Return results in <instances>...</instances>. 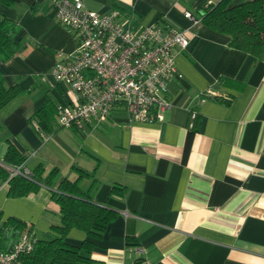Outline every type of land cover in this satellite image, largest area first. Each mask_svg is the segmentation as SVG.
<instances>
[{"label": "crops", "instance_id": "obj_1", "mask_svg": "<svg viewBox=\"0 0 264 264\" xmlns=\"http://www.w3.org/2000/svg\"><path fill=\"white\" fill-rule=\"evenodd\" d=\"M218 1L83 0L100 13L119 9L134 26L187 29L190 41L175 55L172 107L162 121L128 122L118 108L106 121L77 129L62 127L55 113L50 133L33 115L48 101L56 107L68 100L49 72L77 39L57 21L54 0L0 4V13L19 25L22 44L0 62L5 85L20 89L0 111V165L11 142L31 170L37 164L46 173L57 168L58 180H75L77 168L90 173L82 187L93 182L92 199L118 212L93 239L97 264H264V55L233 48L228 34L184 16V10L200 16L201 8ZM206 91L217 97L201 100ZM192 109L200 123L184 161ZM115 184L125 187L124 196L111 194ZM8 188L0 179V222L15 217L38 239L55 237L52 226L60 225L61 213L52 188L20 197L9 196ZM86 238L78 228L66 235L73 244Z\"/></svg>", "mask_w": 264, "mask_h": 264}, {"label": "built area", "instance_id": "obj_2", "mask_svg": "<svg viewBox=\"0 0 264 264\" xmlns=\"http://www.w3.org/2000/svg\"><path fill=\"white\" fill-rule=\"evenodd\" d=\"M54 6L57 21L77 39L74 51L59 53L49 72L69 96L56 105L58 123L82 129L106 121L118 108L125 110L128 122L162 121L172 107L168 90L178 76L175 55L187 49L188 30L167 23L134 26L119 9L100 13L83 0H54ZM184 16L192 24L201 20L189 10ZM1 165L8 171L4 183L14 176L33 180L25 161ZM3 225L0 222V234ZM37 240L26 224L9 249L0 248V264H19L20 256L32 251Z\"/></svg>", "mask_w": 264, "mask_h": 264}, {"label": "trees", "instance_id": "obj_3", "mask_svg": "<svg viewBox=\"0 0 264 264\" xmlns=\"http://www.w3.org/2000/svg\"><path fill=\"white\" fill-rule=\"evenodd\" d=\"M10 5L13 0H0V4ZM201 23L208 28L228 34L229 46L253 54L260 59L264 55V0H219L216 3H208L199 10ZM20 27L12 19L0 13V62L17 53L22 44L16 39ZM224 81V79H220ZM20 89L15 86H6L0 71V111L16 98ZM217 97L208 91L204 92L200 99ZM220 100V99H219ZM230 103L229 98L221 100ZM190 125L187 128L183 160L186 161L192 138L197 132L200 123V115L194 109L191 110ZM56 113L55 105L48 101L42 105L33 115L39 120L41 130L50 133V121ZM26 160L16 146L9 142L4 157L6 164H20ZM78 177L75 180L62 178L58 180V169L52 168L45 172L41 164L32 169L33 180L22 176H14L8 181V195L11 197L26 196L37 191L41 186L52 188L51 197L60 207L61 223L53 225L52 229L57 235L51 239H38L34 248L29 253L20 256L19 264H97L91 258V252L95 247L93 239H100L114 221L118 212L112 208L96 203L91 196L93 182L83 188L81 181L90 173L77 168ZM8 176V171L0 165V179L3 181ZM126 189L123 185H113L111 194L124 196ZM26 223L15 217H8L4 223V229L0 234V248L7 250L17 240ZM72 228L83 230L87 238L79 244L69 243L66 235ZM127 242L132 237H126ZM136 243V242H135Z\"/></svg>", "mask_w": 264, "mask_h": 264}]
</instances>
